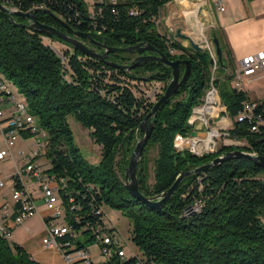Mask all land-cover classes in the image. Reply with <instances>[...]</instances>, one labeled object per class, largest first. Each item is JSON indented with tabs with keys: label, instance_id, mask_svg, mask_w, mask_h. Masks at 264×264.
Masks as SVG:
<instances>
[{
	"label": "trees",
	"instance_id": "16d2710c",
	"mask_svg": "<svg viewBox=\"0 0 264 264\" xmlns=\"http://www.w3.org/2000/svg\"><path fill=\"white\" fill-rule=\"evenodd\" d=\"M1 1L8 8L33 10L40 22L62 32L79 33L81 40L101 54L104 44L109 49L144 43L173 61H191L187 81L150 121L154 124L152 136L138 166L139 189L145 197L167 192L183 172L208 165L226 153L241 150L264 157V125L252 131L256 116L264 117V100H256L259 106L253 119L239 121L250 97L232 84L237 67L224 34L215 31L223 57L214 74L210 52L186 49L160 33L159 14L172 0H117L92 7L83 0ZM25 19L14 16L16 22L30 23ZM51 41L71 47L62 54L65 60ZM148 53H111L108 62L96 60L55 34L16 26L10 14L0 9V76L16 86L29 113L47 134V172L66 181L61 197L68 224L78 233L74 244L78 249L95 245L93 232L102 225L103 217L98 212L109 207L130 221L132 241L140 256H114L101 264H136L139 258L142 264H264V167L251 158H227L207 171L184 177L158 209L127 190L125 175L136 145L144 137L141 125L162 95L152 103L145 95L137 96L131 84L162 82L165 91L172 79L171 69L161 62L136 61V56ZM110 63L132 68L119 69ZM184 71L182 64V74ZM211 86L219 91L226 115L233 121L227 138L246 145H226L202 156L178 151L176 137L192 133L188 122ZM69 117L88 129L91 139L102 147L98 164L84 158ZM22 136L31 138L24 132ZM153 151L154 182L150 184L149 155ZM196 205L200 210L188 214L189 207ZM0 264L39 263L24 248L0 237Z\"/></svg>",
	"mask_w": 264,
	"mask_h": 264
},
{
	"label": "built area",
	"instance_id": "2783aa9c",
	"mask_svg": "<svg viewBox=\"0 0 264 264\" xmlns=\"http://www.w3.org/2000/svg\"><path fill=\"white\" fill-rule=\"evenodd\" d=\"M83 1L90 7L106 1L117 2V0ZM220 5L219 3L220 10H224L225 8ZM10 9L17 10V8ZM44 38L48 39L47 36H44ZM204 47L214 57L210 47ZM53 49L57 52L55 46H53ZM57 54L65 60L60 53L57 52ZM261 71H264V49L249 54L240 60L236 73L237 83L235 87L243 90L240 81L245 77L253 76ZM222 104L219 91L214 86H211L204 98L203 104L194 110L189 120L192 124V132H201L203 127L211 124L213 119H216L221 111H227L226 107ZM258 106L259 103L250 98V101L245 104L244 111L238 118L239 121L253 119ZM217 108L220 111L215 113ZM256 117L257 121L253 125L252 131H258L259 125H264V117L262 115ZM22 132L36 139L37 149L29 156H26L23 151L18 153L20 159L24 160V167L22 169L18 168L12 177H10L12 191L9 201H5L3 198V190L7 184L0 174V237L10 243L13 233L16 230L24 227L32 219L40 216L41 206L37 204V201L42 199L44 201L43 206L47 212L42 218L46 228L45 237L42 240L45 249H56L59 251L67 264H95L92 256H88L89 248L78 249L73 242L77 239L78 233L68 224L66 207L61 197V191L67 187L66 181L64 179L58 180L47 172L50 168V162L46 156L48 150L46 132L38 124L36 118L29 113L26 100L21 101L18 99L0 79V163H6L10 159L15 162L14 149L18 141L31 139H25L22 136ZM213 133L211 142L207 143L209 135ZM223 136L228 137L227 131ZM219 137H221V134L218 130L209 132L206 138L203 136H192L191 134L186 137L178 135L175 139V148L178 151L188 150L195 155L202 156L204 154L214 153L217 145L215 138ZM41 159H45L47 164H39L38 162ZM28 180L38 184L42 195L40 198H37L34 195V191L29 189L27 184ZM18 186H21L22 189H18ZM73 201L74 199L70 198V204ZM72 209L74 210L75 208ZM199 210L200 207L196 205L191 212L195 213ZM191 212L187 211L188 214H191ZM98 214L103 216L101 219L102 225L94 230L93 235L95 237V246L100 249L101 256L106 259L105 262L110 261L114 256L126 259L127 253L118 238V228L105 222V208H102ZM62 217H64L63 224L59 222V219ZM68 236L70 238L68 241L61 242V239ZM136 264H142L141 258L138 259Z\"/></svg>",
	"mask_w": 264,
	"mask_h": 264
},
{
	"label": "crops",
	"instance_id": "0c3cea01",
	"mask_svg": "<svg viewBox=\"0 0 264 264\" xmlns=\"http://www.w3.org/2000/svg\"><path fill=\"white\" fill-rule=\"evenodd\" d=\"M219 3L225 8L224 10H220ZM157 25L160 33L170 36L172 40L178 41L186 49H193L192 42H196L203 46H209L212 50L215 31L222 32L235 64L239 65L243 57L264 49V0L170 1L161 10ZM236 67L238 69V66ZM258 73L257 77L255 74L253 75L255 77H245L243 80L249 79L251 82L263 84L264 71ZM247 82L250 81L247 80ZM256 100H264V98ZM18 151L23 150L19 149ZM13 174L11 173L8 178ZM31 183L35 184L32 181ZM27 184L31 189L30 184ZM9 191V195L4 194L3 191L5 201L10 200L11 187ZM33 191L35 192L34 189ZM40 211V216L13 233L10 243L24 248L39 264H67L59 251L56 249L47 250L43 246L42 240L45 237L46 228L42 218L47 212L44 207H41ZM90 256H92L91 253Z\"/></svg>",
	"mask_w": 264,
	"mask_h": 264
},
{
	"label": "water",
	"instance_id": "95a60500",
	"mask_svg": "<svg viewBox=\"0 0 264 264\" xmlns=\"http://www.w3.org/2000/svg\"><path fill=\"white\" fill-rule=\"evenodd\" d=\"M0 9L3 10L4 12H7L8 14H10V16H11V18H12V20L16 26L20 27L23 25V26H27L31 29L39 30L43 33L55 34V35L59 36L60 38H62L63 40L70 43L74 47L75 50H78V51L86 54L87 56H89L93 59L108 62L111 53L146 51V52H151L154 55L140 56L136 59L137 62H141V61H145V60H156V61L161 62L162 64H164L165 66H167L171 69V71H172L171 81L168 83L166 90L161 95V97L156 101L152 111L148 114V116L145 118L144 122L141 125V132L144 134V137L142 140H140L137 143L136 148L132 154L126 175H125L126 188L129 191V193L134 198H136L137 200L143 202L144 204L148 205L149 207L158 209L168 199H170L173 196V194L177 190V187L179 186L180 182L182 181V179L184 177L207 171L208 169L220 164L221 162H223L227 158H231V157H235V156H237V157L246 156V157L251 158L253 161H255L256 163H258L259 165L264 167V157L263 156H255L253 154L246 153V152L241 151V150H235L234 152L226 153L224 156L214 159L208 165H204L200 168L191 170L189 172H183L178 177L176 183L167 192H165L159 196L153 197V198L145 197L140 192V189H139L138 166H139V163L142 159L145 146L152 136L154 124L151 123L150 121L155 117V115L157 114V112L161 108V106H163L170 99H172L177 94L180 87L187 81V79L191 73V67H192L191 61L190 60H175V61H173V60L169 59L165 55V53H163L161 50L156 49L155 46L147 45L144 43H140L138 46H131V47H109V49L104 44L103 46L105 47V53L101 54L97 50L93 49V47L89 46L87 43H85L83 40H81L80 38L75 37L73 35H70L68 33L62 32L55 26L40 22L37 19V16L33 10L27 11V12L21 11V10H12V9L8 8L7 6H5L1 0H0ZM14 16H21L23 18H27L30 20V23L24 24V23L16 22L14 20ZM57 18L60 22L65 24V22L61 18H59V17H57ZM76 35L78 36L79 33H76ZM213 43L215 45L216 55H217V61L215 60L214 57L211 56V64L214 66L217 62H220V63L222 62L223 54H222V49H221L219 39L216 35L213 36ZM192 47H193L194 51H196V52H205L206 51L205 47L200 43L192 42ZM110 64L116 68H119V69H131L132 68V66L126 67V66L119 65L117 63H110ZM182 64L185 65V71L183 74L181 72V65ZM188 128L192 129V124L190 122H188ZM191 135L192 136H202L199 132H192ZM192 210H193V208L189 207L188 211L191 212ZM191 214H192V212H191Z\"/></svg>",
	"mask_w": 264,
	"mask_h": 264
},
{
	"label": "rangeland",
	"instance_id": "374dc122",
	"mask_svg": "<svg viewBox=\"0 0 264 264\" xmlns=\"http://www.w3.org/2000/svg\"><path fill=\"white\" fill-rule=\"evenodd\" d=\"M173 2H176V0H172ZM26 22L29 20L25 19ZM30 21V20H29ZM73 36L80 38L79 36H77L76 34H74ZM46 42H49V40L45 39ZM52 45L56 47V50L58 53H60L61 55L65 54L67 51H71V47L67 44L61 43L59 41H51ZM212 52L214 55L215 60L217 61V55H216V49H215V45L213 43V47H212ZM216 65L217 63L213 66L212 72L215 74L216 73ZM236 66H238L236 64ZM259 76V73L256 74V77ZM255 77V76H253ZM3 81L5 82V84L7 85V87L9 88V90L12 91V93L21 101H24L25 99L23 98V96L19 93L18 89L16 88V86H14L13 83H11L10 81H8L7 79H5L4 77L2 78ZM250 81V82H247ZM241 85L243 87V90L245 92L248 93L249 97L256 100L259 98H264V81L263 84L262 83H256L254 81L251 82V80L249 79H245L240 81ZM237 83L236 77L234 79V81L232 82L233 86L235 87ZM131 87L133 89V91L136 93L137 96L141 97L143 95H145L150 102L155 103L156 99H158V95L159 94H163L164 93V87H165V83L162 82H149V81H143L142 83L140 82H134L131 84ZM223 105V104H222ZM217 116V115H216ZM225 118V119H224ZM70 127L74 133V138H75V142L77 144V146L80 148L84 158L90 162L91 164H98L102 157V147L98 144H96L90 137V131L86 128H84L79 122H77L73 117H69L68 119ZM233 126V121L228 118V116L226 115V111H221L217 117V119L215 121H213L211 124H208L207 127H203L202 129V136L204 138H206L208 136L209 132H212L214 130H218L219 133L221 134V137L219 138H215V141L217 143L214 152H216L217 150H219L222 146H237V147H243L246 144L238 142V141H232L230 139H228L227 137L223 136L226 131H228L229 129H231ZM226 131H225V130ZM25 140H19L15 149H14V158H15V162L10 159L8 160L6 163H0V174L1 177H3L4 179L7 178L6 181V188L3 190L4 194H8L10 193L9 189H10V178H8V176L11 173H15L17 171V169H22L24 167V160L21 161L20 157L18 156V150L21 149L23 150V153L26 156L32 155L33 151H35L37 149V145H36V139L31 138L29 140H27L26 142H24ZM156 157V152H151L149 155V171H150V184H152L154 182V175H153V160ZM16 163L18 164V167H16ZM39 164L44 165L47 164L45 159H41L39 162ZM47 168V167H45ZM28 183L31 186V189L33 191V189L35 190L34 195L37 198H40L41 192L39 190V186L38 184H32L31 181H28ZM37 204L40 205L41 207H44V201L41 199L39 201H37ZM46 211V210H45ZM105 222L109 225H114L118 228V238L121 241L122 247L124 248L125 252L127 253L128 257H133L134 255L136 256H140V252L137 249V247H135L133 241H132V227L130 224V221L124 217L120 212L112 210L109 207H105ZM64 216V215H63ZM59 222L61 224L64 223V217L59 219ZM36 226H38V224H36ZM22 228V227H21ZM20 229V228H19ZM82 240V239H81ZM86 247H88L86 245ZM90 252L89 255L91 253L93 261L96 264H101L103 262H105V258L103 256H101L100 253V249L97 246H90L89 247ZM88 249V250H89Z\"/></svg>",
	"mask_w": 264,
	"mask_h": 264
},
{
	"label": "bare ground",
	"instance_id": "6f19581e",
	"mask_svg": "<svg viewBox=\"0 0 264 264\" xmlns=\"http://www.w3.org/2000/svg\"><path fill=\"white\" fill-rule=\"evenodd\" d=\"M2 78H3V77L0 76L1 81L5 84V82L3 81ZM5 86L7 87L6 84H5ZM7 88H8V87H7ZM8 89H9V88H8ZM219 111H220V109L217 108L216 111H215V113H218ZM213 135H214V133L209 135V137H208V139H207V143H210V142H211V140H212V136H213ZM88 256H90V255H89V251H88Z\"/></svg>",
	"mask_w": 264,
	"mask_h": 264
},
{
	"label": "flooded vegetation",
	"instance_id": "af4514ba",
	"mask_svg": "<svg viewBox=\"0 0 264 264\" xmlns=\"http://www.w3.org/2000/svg\"><path fill=\"white\" fill-rule=\"evenodd\" d=\"M69 34H71V33H69ZM71 35H74L73 33L71 34ZM89 43V42H88ZM91 46H92V44H90ZM147 55H154L153 53H151V52H149ZM140 55H138V56H136V57H139ZM135 57V58H136Z\"/></svg>",
	"mask_w": 264,
	"mask_h": 264
}]
</instances>
